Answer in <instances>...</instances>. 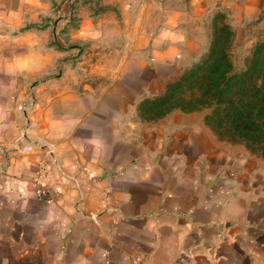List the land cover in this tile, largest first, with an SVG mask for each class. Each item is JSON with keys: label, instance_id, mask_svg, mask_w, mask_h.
Listing matches in <instances>:
<instances>
[{"label": "crops", "instance_id": "0c3cea01", "mask_svg": "<svg viewBox=\"0 0 264 264\" xmlns=\"http://www.w3.org/2000/svg\"><path fill=\"white\" fill-rule=\"evenodd\" d=\"M71 2L0 0V264H264V157L229 150L203 107L130 105L207 48L198 20L264 0H101L68 25ZM83 40L90 79L68 58ZM164 65L159 88L120 89Z\"/></svg>", "mask_w": 264, "mask_h": 264}, {"label": "trees", "instance_id": "16d2710c", "mask_svg": "<svg viewBox=\"0 0 264 264\" xmlns=\"http://www.w3.org/2000/svg\"><path fill=\"white\" fill-rule=\"evenodd\" d=\"M214 26L201 57L166 82L162 93L142 103L158 112L211 105L205 120L216 133L264 151V44L254 49L242 70L234 71L227 50L232 31L227 23Z\"/></svg>", "mask_w": 264, "mask_h": 264}, {"label": "rangeland", "instance_id": "374dc122", "mask_svg": "<svg viewBox=\"0 0 264 264\" xmlns=\"http://www.w3.org/2000/svg\"><path fill=\"white\" fill-rule=\"evenodd\" d=\"M99 1L101 0H72L71 4H69V19L66 21L68 25H75V12L81 10V6L83 5V10L89 11L92 10L95 7V4H99ZM97 6V5H96ZM78 7V8H77ZM205 23L206 29H211V34L214 30V25L220 24V23H227L229 28L232 31V34L230 36V41L227 44V50H228V57L231 62V69L234 71H240L242 70L248 63L250 56L252 55L254 49L264 44V11L259 14L256 18H249V19H235L231 17V13H227L224 16L219 17L218 19H201L198 20V25H203ZM69 27V26H68ZM204 27V26H203ZM67 36V37H64ZM64 42L66 44H72L75 41L70 39L69 35H64ZM55 36L52 37L51 42L56 43ZM81 49L78 51V59L75 58L74 55H72V52H75L74 50L68 54V58L72 60L73 63H76V61H79L80 66L77 67L79 74L83 76L84 78H93L98 73L97 68H95V59L97 58V53L93 52L90 49V41L83 40L81 43ZM201 57V56H200ZM199 57V58H200ZM173 69L176 71V66H166L159 68V73H153V67H150L148 69L145 68H137V67H131L129 68V72L124 75V77L121 79L119 86L121 87L123 91L129 92V94L135 93L138 88H140L143 83L139 82L137 80L136 75H144L146 78H148V85L153 87L161 86L160 84V74L162 72H167ZM156 75V76H155ZM176 76H172L169 80L175 79ZM142 98V97H141ZM139 99H135L133 104H130L132 107L137 106L139 104L140 107L144 106V108H139L142 118H149L151 113L146 111V104L137 103ZM211 105L204 106L202 109V112H208L210 111ZM144 109V110H143ZM167 111V110H166ZM165 111V112H166ZM158 112V111H157ZM160 112V111H159ZM199 119V115L198 118ZM213 134L215 137H217L219 140H221L223 143L227 144V148L233 152H242L247 151L249 154H257L264 157V151L261 149H253L246 145V143L241 139H232L228 135H220L218 132H214Z\"/></svg>", "mask_w": 264, "mask_h": 264}]
</instances>
